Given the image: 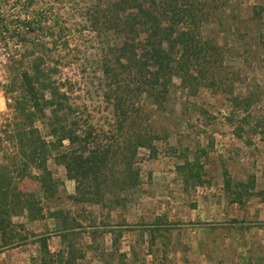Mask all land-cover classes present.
I'll return each instance as SVG.
<instances>
[{
  "label": "rangeland",
  "instance_id": "obj_1",
  "mask_svg": "<svg viewBox=\"0 0 264 264\" xmlns=\"http://www.w3.org/2000/svg\"><path fill=\"white\" fill-rule=\"evenodd\" d=\"M196 1L203 8L204 36L217 37L225 49L223 63L228 81H234V94L250 95L251 106L236 108L227 92L209 85L192 93L175 79L161 112L170 131L157 140L156 156L150 157L147 149L138 154L141 183L122 191L115 206L41 195L47 214L54 207L70 209L81 224L58 225L59 219L51 217L31 220L26 213L16 215L14 243L4 245L0 236V264H39V239L44 235L54 254L50 261L63 264L58 253L66 249L61 236L66 229L73 230V241L83 252L75 264H264V126L256 127L264 124V9L261 0ZM1 3L2 12L15 20L13 26L35 15H44L53 25L44 41L51 49V64L58 67L56 76L71 89L72 100L84 106L89 123L111 131L114 116L103 99L100 59L101 48L117 37L112 31L100 36L91 28L84 11L92 1ZM7 39L0 35V120L9 111L3 87L9 77L7 55L18 38ZM30 45L29 59L32 53H42V46ZM186 158L203 163L204 184L185 185L177 166ZM48 164L65 182L61 189L74 193L75 181L67 178L65 168L54 159ZM225 169L237 180L254 176L256 194L232 202L223 188ZM26 184L27 191L38 187ZM91 217L95 225L89 223Z\"/></svg>",
  "mask_w": 264,
  "mask_h": 264
},
{
  "label": "trees",
  "instance_id": "obj_2",
  "mask_svg": "<svg viewBox=\"0 0 264 264\" xmlns=\"http://www.w3.org/2000/svg\"><path fill=\"white\" fill-rule=\"evenodd\" d=\"M91 1L84 11L91 28L100 36L112 31L117 37L114 43L103 45L100 59L103 99L114 116L111 131L89 123L84 106L72 100L71 89L56 76L58 67L51 64V49L44 41L53 25L44 15H35L13 26L15 20L2 12L0 0V35L5 41L18 38L7 55L9 77L3 87L9 111L0 120V236L4 245L14 243L17 223L13 217L19 214L26 213L31 220L59 219L58 225L81 224L78 213L70 209L54 207L47 214L41 195L115 206L122 191L138 186L140 149L156 156L157 140L170 131L161 112L175 79L192 93L209 85L227 92L234 107L247 110L251 106L250 95L234 94V81H228L230 74L223 63L225 49L217 37L204 36L203 8L196 0ZM263 4L261 0L262 9ZM38 29H44V35H30ZM27 45L42 46V53H32L29 59ZM260 126L263 122L257 123ZM49 159L62 165L67 178L75 181L74 193L61 189L65 182L55 176ZM177 168L185 185L205 183L204 165L198 159L186 158ZM223 175V188L232 202L242 203L256 194L254 176L237 180L227 169ZM28 181L38 187L27 191ZM94 222L91 217L89 223ZM73 234L72 229L61 234L67 242L58 253L63 264H75L83 256ZM48 239L47 235L39 239L43 253L39 264H54Z\"/></svg>",
  "mask_w": 264,
  "mask_h": 264
}]
</instances>
